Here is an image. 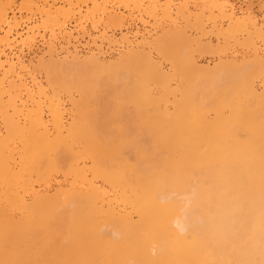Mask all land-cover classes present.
<instances>
[{"label":"bare ground","instance_id":"obj_1","mask_svg":"<svg viewBox=\"0 0 264 264\" xmlns=\"http://www.w3.org/2000/svg\"><path fill=\"white\" fill-rule=\"evenodd\" d=\"M142 1L0 0V264H264V28L211 0L204 31L184 0L183 49L123 35L114 58L79 54L70 23L87 38L123 26L114 8L156 17ZM101 33L97 50L122 46ZM209 33L251 58L199 64L191 52L230 48ZM36 38L31 65L15 49Z\"/></svg>","mask_w":264,"mask_h":264},{"label":"rangeland","instance_id":"obj_2","mask_svg":"<svg viewBox=\"0 0 264 264\" xmlns=\"http://www.w3.org/2000/svg\"><path fill=\"white\" fill-rule=\"evenodd\" d=\"M172 1H173L172 3H174L176 5L170 7V9H172L170 11V15H171L170 18L167 17V16H163L162 15L161 8L164 6L163 4L165 3V0H154L152 2L154 3V5H156L158 7V8L156 7L157 8V14H158V15H156V17H147L146 15L140 14L141 12L134 11V10L131 11V10H128V9L126 10L123 7L114 8L113 9V11H114L113 13H116V14L120 15L121 17L123 16L125 18L124 19V24H123V26L121 28L104 29V27L102 26V27H98V29H96L97 31H94V30H92L90 24L87 23L86 25L84 24V26H85L84 28H85L86 32L89 34L90 37L88 36L87 38L86 37L83 38V37H81V35H82V33L80 32L81 30L80 31L77 30V29H80V27L77 26V25H76L77 27H75L74 26L75 23L72 22V23H70V25L67 26L68 27L67 31L71 32L73 34V36L78 39L77 41L79 43L76 42L74 44L76 46H78V51H79V54H81V55H86V54H89L91 52L96 53L98 51L99 52L102 51V53L104 54L103 55L101 53L103 58H105V57L107 59L109 57L110 58H114L120 52L124 51L128 47V45L125 44V43L128 44V42H123V43L120 42L121 41V37L123 35L126 36L127 37V41H129L133 45H135V44H142L143 46L146 45L145 46L146 50H148V48L150 49V46L147 48L148 45L145 43V41L146 42L148 41L147 43L151 42V44H153L154 40H156V38H158L160 36H162V38H163V35H168L167 36L168 37V39H167L168 41H166L167 44L169 43L171 48H173V49L177 48V50H178L180 48V46L182 45V42H184V41L182 40L180 42V40H178L179 38H178V35L176 34V32L174 30L175 28L173 27V25H177L180 29H184L185 27H187V25H185L187 23H184L185 20L180 18L179 17L180 15L177 16V14H178L177 13L178 12L177 11V9H178L177 6L180 3H182L184 0H172ZM188 1H191V0H188ZM198 1L197 0H193V2L188 3V9L185 11V13L187 12L186 13L187 15L190 14V13L192 15H196V13L199 14L202 11L201 12L202 15H203L202 18L205 17L204 19H202V21L204 20L202 22V24L204 25V23H205L204 31H209L210 29H212V24L213 23L211 21H207V17H209V14H211L212 8H210V9L208 8L207 9V7H205L204 9H206V10H204L203 6L204 5L207 6L208 4H210L211 0H207V1L205 0L204 1L205 4H203V3L200 4V2H198ZM220 1L221 2H225V0H220ZM227 1L229 3H231L232 6L234 7L237 17H239V18L242 17L243 18V17L248 16V15L251 16V17H255V18L258 19L259 24L262 26V28H264V25H262V24H264V17H262V16H264V12H262L260 10V8H259L260 4L264 5V0H227ZM152 2L149 3V0L148 1H146V0L142 1L144 7L145 6L151 7V6H149V4H152ZM194 2H196L197 4H194ZM16 3L17 4L20 3V0H16ZM160 3L161 4L163 3V4L160 5V8H159V6L157 4H160ZM193 5H194V8H193ZM212 13L214 15H216L217 11L216 10L215 11L212 10ZM227 13H228V11H227ZM139 18H141V19H139ZM172 20H174L176 24H172L173 23ZM190 20H191V22H194L193 16H190ZM37 21L39 22L40 19L39 18L36 19L32 24L33 25L38 24ZM227 24L229 25L228 21L220 20V21L217 22L218 27H220L222 30H226V31L228 29H230L229 27H227L228 26ZM173 31H174V33L171 35L170 33H172ZM195 31H200V30L199 29H197V30L192 29L190 31V29H187L186 33L189 36L191 35L190 38H192V37L194 38V37H197V36L201 35L200 32H196L195 33ZM101 32L105 33L106 36L109 37V39L115 40L114 45H116L117 42H118V45H122L123 47L119 46V47H117L118 49H116L114 51H112L113 49L110 50L111 53H109V55H108L106 50H109L111 48L106 47L107 46L106 43H104V42L101 43V42H99L97 40L96 41V46L100 44V47H101L100 50H97L95 48L91 38L95 37V36H99V34ZM134 32H137L138 34L136 36H134ZM55 33H57V32H55ZM165 33H167V34H165ZM47 34H49V33H47ZM214 34L215 33H209V34H207L206 38H203L204 37L203 36L202 40L204 42H210L211 46L213 48H215L217 46H220V48H222V47L223 48H227V47H224L226 45H228V47H230V48L228 50L224 51V52H226L224 55H223V53L222 54L219 53L220 56H219V54H218V56L216 55L217 53H215L214 49L213 50L212 49H209V50L205 49V50H203L201 52L200 51L196 52V50H195V51L191 52L192 53L191 55H193V57H195V59L198 61L199 64H201V65H207L208 64V65L211 66L214 63H216L220 57L225 58V59H229L233 54H236V56H238L237 58L239 60L241 59V57H246V59L251 58V56H250V54H251L250 52L251 51L250 50L247 51V50L240 49L238 51L237 49H239V48H236L237 51L235 53H233V51L231 49L232 48L231 45L233 44L234 38L232 36H229V39H228V37H227L228 34H224L225 36H223V35L215 36ZM56 36H58V39H60L59 38L60 35L58 33H57ZM219 36H222V37H219ZM239 36H240V34H238V36H236V38H239ZM46 37L48 38L49 36H46ZM47 38L44 39V40H41L40 38H36L35 43L33 45H31V46H23L22 47V45L20 46V44H19V45L16 46L15 50L17 52H19L20 50L22 51L21 56L23 57V59L25 60L26 63H30V64L32 63L31 65H35L37 63L36 61L39 59V57L42 56L47 50V47H44L45 45L47 46V43H48ZM46 40H47V42H45ZM137 41H138V43H136ZM224 42H225V44L223 45ZM185 44H187V43H185ZM216 44H217V46H216ZM221 45H222V47H221ZM184 47H186V45H184ZM193 47H195V46H193ZM261 49H262L261 50L262 54H264V46H262ZM69 50H73V48H70ZM221 52H223V51H221ZM105 53L107 54V56H105L106 55ZM200 53H202V54H200ZM22 54H24V55H22ZM59 54L60 55H64L65 52H62V53H59ZM153 55L156 56L155 53H153ZM166 67H168V64L166 65ZM113 108H111V109L113 110ZM112 110H110V111H112ZM114 111H115V108H114ZM112 112L110 114H112ZM113 113H115V112H113Z\"/></svg>","mask_w":264,"mask_h":264}]
</instances>
